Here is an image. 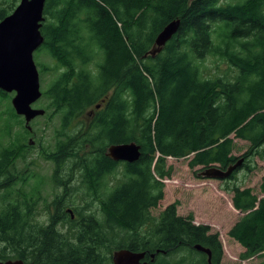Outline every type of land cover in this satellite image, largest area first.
I'll list each match as a JSON object with an SVG mask.
<instances>
[{
    "label": "trees",
    "instance_id": "1",
    "mask_svg": "<svg viewBox=\"0 0 264 264\" xmlns=\"http://www.w3.org/2000/svg\"><path fill=\"white\" fill-rule=\"evenodd\" d=\"M17 1L0 0V21ZM44 16L40 51L61 69L43 94L49 108L72 113L64 114L66 121L101 105L105 114L96 118L109 122L66 137L63 123L52 158L86 160L87 177L76 218L56 215L61 228L37 221L38 196L16 192L25 180L8 164L11 150H0V261L113 264V253L128 249L146 253L143 264H209L194 249L200 244L213 264H222L223 240L210 225L196 223L193 213L181 215L178 202L156 218L151 212L166 197L167 158L193 155L194 174L213 165L226 170L240 160L233 154L236 139L250 146L242 166L224 180L242 214L228 237L243 249L241 259L264 256V176L259 192L235 176L253 173L256 158L264 161V0H48ZM175 19H181L178 34L155 58H145ZM209 57L228 70L206 76ZM130 142L141 146L136 163L105 155L110 145ZM101 161L111 163L113 175L123 167L113 188L90 177Z\"/></svg>",
    "mask_w": 264,
    "mask_h": 264
},
{
    "label": "rangeland",
    "instance_id": "2",
    "mask_svg": "<svg viewBox=\"0 0 264 264\" xmlns=\"http://www.w3.org/2000/svg\"><path fill=\"white\" fill-rule=\"evenodd\" d=\"M19 1H17V5ZM236 1L223 0V3ZM34 59L40 73L41 91L44 94L61 69L59 63L52 59L45 50L36 52ZM92 67L95 68V64ZM46 68L48 70L44 72ZM228 68L227 63L212 57L203 63V70L208 72L206 76L220 75L221 70H228ZM13 97L14 94L0 95V150L6 148L16 151L17 154L24 152L30 155L27 161L19 160L16 165L17 171L21 175H26V171L29 170L30 178L14 187L16 192L25 194L27 198L33 194L38 196L36 201V203H40L38 210L43 214V219L46 221L47 213L55 209L54 200L56 197V183L53 175L51 176L53 165L48 163L46 157H54L53 155L56 153L58 135L61 131L57 121L61 116H58L59 111L51 106L49 108V101L42 96L34 108L44 109L46 114L31 124L35 131L31 135L26 130L25 122L23 120L21 122L13 108ZM235 142L236 149L233 154L244 159L243 154L248 150L249 142L239 139H236ZM30 143H33V146ZM192 158L193 155L180 160L167 158L166 166L169 167L170 174L164 180L166 197L157 209L152 210L151 216L158 217L167 205L178 202V210L181 215L186 216L193 213L196 223L210 225L213 232L220 233L225 249L222 264H264V256L252 257L247 260L240 258L243 249L229 239L228 231L242 214L234 209L232 195L224 189L226 181L203 177L202 173L206 169L198 170L202 167H197L196 171L198 172L194 174L195 170L190 169L188 165ZM31 159L34 165L29 166L28 163ZM254 167L256 168L251 174L244 169L237 172L235 176L240 185L253 188L255 192H259L264 176V161L256 158ZM123 174V167H118L116 173L105 180L107 185L110 188L115 187L124 178ZM78 199L80 200V197ZM72 202L73 205L68 209L74 210V207L77 208L82 204V201L79 202L77 199L72 200ZM92 209H95V206Z\"/></svg>",
    "mask_w": 264,
    "mask_h": 264
},
{
    "label": "water",
    "instance_id": "3",
    "mask_svg": "<svg viewBox=\"0 0 264 264\" xmlns=\"http://www.w3.org/2000/svg\"><path fill=\"white\" fill-rule=\"evenodd\" d=\"M48 0H21L14 12L0 22V89L6 93H16L12 100L19 116L26 119L28 128L33 119L44 116L45 110L33 108L42 98L40 73L35 63L34 53L44 44L41 32L45 21L44 10ZM180 19L171 21L157 35L155 47L149 53L156 57L166 44L178 33ZM148 55L145 56L147 58ZM100 108V105L96 107ZM141 146L135 142L113 144L106 156L115 162L136 163L141 158ZM244 159L223 170L212 166L202 173L203 177L225 180L241 167ZM208 255L212 264L211 251L202 245L194 247ZM146 253L122 249L113 253V264H141ZM154 258V255H152ZM0 264H26L23 260L0 261Z\"/></svg>",
    "mask_w": 264,
    "mask_h": 264
},
{
    "label": "flooded vegetation",
    "instance_id": "4",
    "mask_svg": "<svg viewBox=\"0 0 264 264\" xmlns=\"http://www.w3.org/2000/svg\"><path fill=\"white\" fill-rule=\"evenodd\" d=\"M38 52L39 51H37V53ZM34 105H36V103ZM34 105H33V108H34ZM64 114H72V113H66V112L64 113L61 111L58 114L59 117L61 116V118L57 121L59 128H62L63 123L67 122V128L63 130V134H62V136H65V137L66 135L64 133H68V134L70 132L78 133L81 131L87 132L88 129L91 128V126L94 128L96 126L101 127V126H104L106 122H109L105 120L104 118H100V117L96 118V116H99L100 114H105V112L101 111L100 109L93 110V111H86L81 116H76V114H74L72 115L71 120H66V121H64ZM18 117L21 120V122L22 120L25 122V127H26V130L29 132V134L31 135L34 134L35 132L34 128L32 126H31V129L28 128L26 119L22 116H18ZM39 119L40 117L33 119L31 124L35 123ZM95 135H97L96 131H95ZM30 145L33 146V143H30ZM11 154H12V157L8 161V164L15 168L17 165V161L19 160L27 161L30 156L28 153H24V152L17 154V152L13 151L12 149H11ZM46 159H48V163H51L53 165L51 176L53 175L54 181L56 183V189H55L56 197L54 200L55 209L54 211L47 213L46 221L43 219V214H41L38 210L39 216L37 217V221L41 224L48 225L53 228H61L63 226L57 220L56 215L59 212H65L71 216L72 220H74L76 218L77 208L74 207V210L68 209V208L73 205L72 200L77 199L80 202L82 201L81 197H83L86 194V190L82 188L81 181L87 177L83 173V170H87V167L85 165L87 161L84 159L73 158V157H65L61 159L46 157ZM28 164L29 166L34 165L33 160L31 159V161ZM110 165L111 163L106 162V161L105 162L101 161L99 165L95 163L93 165L94 169H97L100 166L99 173L95 171V173L91 174L90 177L93 179H96L97 177H99L101 180H108L113 175L112 170L108 169ZM55 166H56V169H55ZM14 170L18 172L17 168ZM26 172H27L26 175L20 174L22 177L21 181L25 180L26 182L29 180L30 178L29 170H27ZM78 197H80V200L78 199ZM39 204L40 203H37L38 206Z\"/></svg>",
    "mask_w": 264,
    "mask_h": 264
}]
</instances>
